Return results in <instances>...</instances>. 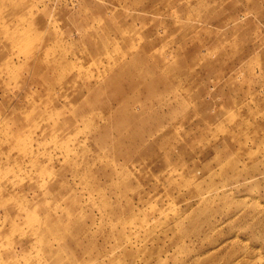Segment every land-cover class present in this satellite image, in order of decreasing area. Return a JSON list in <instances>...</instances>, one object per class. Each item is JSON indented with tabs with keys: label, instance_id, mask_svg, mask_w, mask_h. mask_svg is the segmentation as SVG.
Listing matches in <instances>:
<instances>
[{
	"label": "rangeland",
	"instance_id": "374dc122",
	"mask_svg": "<svg viewBox=\"0 0 264 264\" xmlns=\"http://www.w3.org/2000/svg\"><path fill=\"white\" fill-rule=\"evenodd\" d=\"M0 264H264V0H0Z\"/></svg>",
	"mask_w": 264,
	"mask_h": 264
}]
</instances>
